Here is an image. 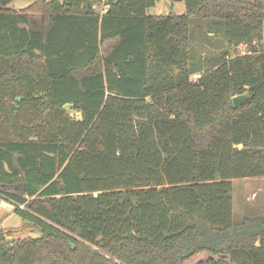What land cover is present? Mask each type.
<instances>
[{"label": "trees", "instance_id": "1", "mask_svg": "<svg viewBox=\"0 0 264 264\" xmlns=\"http://www.w3.org/2000/svg\"><path fill=\"white\" fill-rule=\"evenodd\" d=\"M13 1L0 197L41 237L0 233V264H264V217L234 222L231 183L264 177V0ZM195 21L221 38L210 58Z\"/></svg>", "mask_w": 264, "mask_h": 264}, {"label": "rangeland", "instance_id": "2", "mask_svg": "<svg viewBox=\"0 0 264 264\" xmlns=\"http://www.w3.org/2000/svg\"><path fill=\"white\" fill-rule=\"evenodd\" d=\"M51 1V0H45ZM30 5L28 0H14L9 7L15 10L25 9ZM98 9L103 12L105 9V0L100 1ZM185 12L184 1L171 2L169 0H156L155 6L147 10L150 16L182 15ZM202 22H193L190 26L191 41L197 55L203 59L210 58V55L219 50L221 38L215 34L211 36L204 35L207 31ZM262 45L264 47V36ZM232 51V50H231ZM245 47L239 46L236 49L237 54H244ZM195 77H192L194 80ZM66 109H68L66 107ZM71 111H69L70 113ZM232 201H233V220L239 223L243 218L264 217V177L232 180ZM25 223L13 213V205L0 197V233L5 235V239L18 240L25 238H39L40 231H26L22 229ZM204 260V256L198 257L187 264H199Z\"/></svg>", "mask_w": 264, "mask_h": 264}, {"label": "water", "instance_id": "3", "mask_svg": "<svg viewBox=\"0 0 264 264\" xmlns=\"http://www.w3.org/2000/svg\"><path fill=\"white\" fill-rule=\"evenodd\" d=\"M171 2H179L180 0H169ZM248 100V96L246 94L235 96L232 98V105L234 108H239L244 105Z\"/></svg>", "mask_w": 264, "mask_h": 264}]
</instances>
